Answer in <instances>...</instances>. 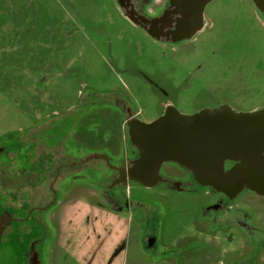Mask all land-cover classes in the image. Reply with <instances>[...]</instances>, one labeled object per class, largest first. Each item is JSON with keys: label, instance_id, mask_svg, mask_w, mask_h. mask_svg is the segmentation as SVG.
Returning a JSON list of instances; mask_svg holds the SVG:
<instances>
[{"label": "rangeland", "instance_id": "1", "mask_svg": "<svg viewBox=\"0 0 264 264\" xmlns=\"http://www.w3.org/2000/svg\"><path fill=\"white\" fill-rule=\"evenodd\" d=\"M204 16L205 28L174 46L150 38L116 0H0V144L84 112L76 130L83 146L119 154L125 132L116 98L145 123L167 104L185 115L263 109L264 16L252 0H213ZM2 166L0 194L34 187ZM97 179L92 172L70 183L48 227L46 264H264L263 196L237 198L245 195L252 238L238 224L213 229L204 187L132 183L123 189L127 207L116 211L98 195Z\"/></svg>", "mask_w": 264, "mask_h": 264}, {"label": "flooded vegetation", "instance_id": "2", "mask_svg": "<svg viewBox=\"0 0 264 264\" xmlns=\"http://www.w3.org/2000/svg\"><path fill=\"white\" fill-rule=\"evenodd\" d=\"M158 2L153 0L152 6H147L134 1L136 11L131 13L132 23L155 41L174 46L180 44L172 40L177 34L168 0H164L162 4ZM114 106L121 114L125 132L119 154L112 155L107 151L88 153L80 135L76 134L84 112L80 116L74 117L71 114L50 122L46 127L38 128L35 135H25L12 141L8 139L0 144V169L5 164L12 175L24 176L27 179H23L24 182L34 184V187H28L20 197L12 193L15 191L13 188L9 193L0 194V264H46L48 227L56 220L58 208L74 190L69 185L76 177L96 173V185L101 189L98 195L109 200L116 211L127 207L128 199L123 189L136 183L129 175L140 159V151L130 136V128L135 122L142 120L126 101L116 98ZM171 108L176 107L165 105V112ZM97 154L103 156L94 157ZM173 166L174 169L167 170L163 164L158 180L153 182L152 187L181 192H196L203 188L190 170L176 163ZM17 169L18 173L15 172ZM45 185L46 193L41 191ZM203 191L213 200L208 209L213 229L238 224L246 231L247 236H258L255 226L251 224L252 218L240 207L245 195L237 200L243 192L235 199H230L213 189ZM149 241L151 246L157 243L153 235L149 236Z\"/></svg>", "mask_w": 264, "mask_h": 264}, {"label": "water", "instance_id": "3", "mask_svg": "<svg viewBox=\"0 0 264 264\" xmlns=\"http://www.w3.org/2000/svg\"><path fill=\"white\" fill-rule=\"evenodd\" d=\"M134 1L147 6L153 3L116 0L131 22V13L136 11ZM212 1L168 0L176 24L174 43L191 40L205 28V8ZM252 2L264 16V0ZM130 136L140 151V159L129 178L144 187L151 188L158 180L163 164L176 163L190 170L206 190H216L230 199L246 190L264 197V108L236 112L219 106L193 115L171 108L150 123L135 122Z\"/></svg>", "mask_w": 264, "mask_h": 264}, {"label": "crops", "instance_id": "4", "mask_svg": "<svg viewBox=\"0 0 264 264\" xmlns=\"http://www.w3.org/2000/svg\"><path fill=\"white\" fill-rule=\"evenodd\" d=\"M88 153H89V154H96V153H102V151H100V150H98V149H96V150L93 149V150H89ZM68 197H69V196H68ZM68 197H66V199H67Z\"/></svg>", "mask_w": 264, "mask_h": 264}]
</instances>
